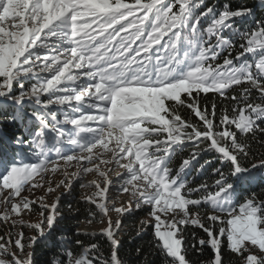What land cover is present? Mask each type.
<instances>
[{
    "label": "snow or ice",
    "instance_id": "obj_1",
    "mask_svg": "<svg viewBox=\"0 0 264 264\" xmlns=\"http://www.w3.org/2000/svg\"><path fill=\"white\" fill-rule=\"evenodd\" d=\"M258 12L264 0H0V264H34L76 184L85 227L50 264H124L123 221L143 209L137 235L150 230L161 264L205 249L202 264H226L225 241L227 264H264V154L244 163L264 147ZM209 93L224 106L202 105Z\"/></svg>",
    "mask_w": 264,
    "mask_h": 264
},
{
    "label": "trees",
    "instance_id": "obj_2",
    "mask_svg": "<svg viewBox=\"0 0 264 264\" xmlns=\"http://www.w3.org/2000/svg\"><path fill=\"white\" fill-rule=\"evenodd\" d=\"M214 2L223 4L225 0H214ZM233 4L240 2V0H232ZM246 2L251 5L253 3V0H246ZM259 15H264V13H257ZM251 26V25H249ZM238 46V44H237ZM239 89L236 90L238 92ZM235 92H230L229 95H234ZM205 94H201V96H204ZM215 99L217 104L222 108L224 105L220 103V100L218 97H213L211 93L207 94V99L202 100L201 104H207L210 108L212 100ZM182 116H187V113L181 110ZM219 115V110H218ZM261 140L264 141V137H261ZM261 154H264V147L260 146L259 142H256L253 144V152L252 155L248 157V161H245L244 163L249 162H258L260 159ZM187 150L183 154H179L174 160L171 166L178 167L179 161L182 157H186ZM211 155L204 156L202 159H200L199 163H204V160H211ZM25 162L32 161L30 157L27 156V150H25L24 155ZM215 163V162H213ZM197 161H193V165H196ZM198 166V165H197ZM210 172V169H209ZM196 176L195 171L193 170L189 174V179H192ZM264 176V170L257 173V183H254L251 188L252 190H255L257 193L260 192V188L264 187V180L261 179V177ZM205 177L203 176H196L195 179L197 182L200 180H203ZM74 187L71 194H65L60 197V211L64 216V219L59 223L57 226V230L53 233V236L47 240L42 241L38 247L35 249L34 253V264H50L51 260L54 256L59 254L60 248L62 246V242L67 239H72L76 233L77 227H80L82 223H79L80 221H84L87 212L85 207H81L78 205L77 201L80 197V192L78 189H75ZM249 189V185L242 184L241 190L243 194H247V191ZM71 205L73 208L80 207L81 210L78 214L70 213L68 211V207ZM147 214V209L143 210H137L132 215H129L126 219L123 221V229L124 231H121L118 239L121 241V252L120 255L124 261V264H161V258L159 257V254L156 252V250L150 246V240H151V233L150 230L145 233H141L140 235H137V231L139 229L140 223L139 220L143 216ZM98 223V222H96ZM95 224V223H93ZM193 229L190 227L188 229V232L186 233V236L188 237L189 244L192 242L191 238V232ZM197 232V238H204L205 234L199 230L195 229ZM199 247V246H198ZM141 249V253L138 255L136 252V249ZM222 252L225 254V261L227 264V261L231 260L232 257L228 254V250L226 247V241L225 246L222 248ZM211 251L209 249H205L203 253L195 252V253H189V259L193 262V264H202V262L207 261L211 258Z\"/></svg>",
    "mask_w": 264,
    "mask_h": 264
},
{
    "label": "rangeland",
    "instance_id": "obj_3",
    "mask_svg": "<svg viewBox=\"0 0 264 264\" xmlns=\"http://www.w3.org/2000/svg\"><path fill=\"white\" fill-rule=\"evenodd\" d=\"M217 122H218V120H217ZM32 162H34V161H30V162H27V163H32ZM72 170H74V169H69V171H72ZM117 171H119V169H117ZM50 178H51L52 183H53V186H54L55 183L59 182V180L62 179L63 177H62L61 174L57 173V174L51 175ZM89 178H90V177H89ZM37 179H39V177H37ZM111 179L113 180V182H115V181L118 179V178H117V175H116V171H114V172L111 173ZM46 180H47V177H46ZM75 187H76L75 189H78V190H79L80 195H81V192H82L83 190L80 189L79 184H76ZM89 191H90V190H89ZM59 192H60V193H63L61 196L67 194V193L64 192L63 188H61V189L59 190ZM41 194H43V190H42V189H36V190H34L33 193H28V192H25V193H24V195H29L31 198H35V197H37V196H39V195H41ZM56 195H57V193H50V194H48V196H47V201H48L49 203H51ZM61 196H60V197H61ZM115 218H116V216H115V214H113V219H115ZM146 218H147V214H146L145 216H143L142 218H140L139 223H140L141 220H144V219H146ZM25 219H26V220L31 219V220L34 221V220L37 219V214H36V213H33L30 217L26 215V216H25ZM84 227H85L84 224H81V225H80V228H84ZM102 227H103V225H101L100 223H95V224H92V225H91L90 230H97V231H98V230H99L100 228H102ZM4 231H6V228L0 226V233H3ZM24 231H25V233H26L27 235H32V234H33V233L29 232L28 229H24ZM122 231H124V229H123Z\"/></svg>",
    "mask_w": 264,
    "mask_h": 264
}]
</instances>
